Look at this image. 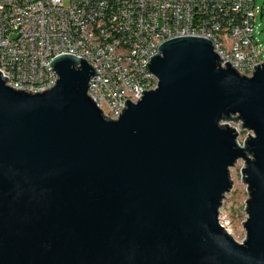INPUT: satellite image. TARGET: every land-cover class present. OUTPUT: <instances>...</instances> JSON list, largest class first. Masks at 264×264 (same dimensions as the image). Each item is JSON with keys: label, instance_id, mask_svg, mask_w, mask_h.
<instances>
[{"label": "water", "instance_id": "1", "mask_svg": "<svg viewBox=\"0 0 264 264\" xmlns=\"http://www.w3.org/2000/svg\"><path fill=\"white\" fill-rule=\"evenodd\" d=\"M157 52L116 120L81 57L52 58L40 93L0 71V264H264V63L241 75L194 36ZM239 159L242 243L218 219Z\"/></svg>", "mask_w": 264, "mask_h": 264}, {"label": "built area", "instance_id": "2", "mask_svg": "<svg viewBox=\"0 0 264 264\" xmlns=\"http://www.w3.org/2000/svg\"><path fill=\"white\" fill-rule=\"evenodd\" d=\"M264 1V0H263ZM257 0H0V71L6 85L39 93L50 86L49 62L59 51L89 56L95 70L88 95L97 97L105 117L116 120L124 101L136 102L138 89L152 78L146 60L173 38L194 36L212 43L236 71L251 76L264 63L257 35ZM129 42L141 60L133 69L120 43ZM106 52L115 61H106ZM238 125L234 127L239 131Z\"/></svg>", "mask_w": 264, "mask_h": 264}, {"label": "rangeland", "instance_id": "3", "mask_svg": "<svg viewBox=\"0 0 264 264\" xmlns=\"http://www.w3.org/2000/svg\"><path fill=\"white\" fill-rule=\"evenodd\" d=\"M257 6L264 9V1L257 0ZM255 25L258 26L257 35L258 40L264 44V11L255 14ZM264 57V52H263ZM248 132L241 131L238 137V142L242 146L243 141L247 138ZM244 167V161L239 159L235 165L230 168V179L233 182L231 190L225 194L222 205L219 209V223L232 236V238L242 243L246 239L245 229L242 227V222L247 218L246 214V200H248V193L245 183H242L241 169Z\"/></svg>", "mask_w": 264, "mask_h": 264}, {"label": "bare ground", "instance_id": "4", "mask_svg": "<svg viewBox=\"0 0 264 264\" xmlns=\"http://www.w3.org/2000/svg\"><path fill=\"white\" fill-rule=\"evenodd\" d=\"M120 50L122 52V56L125 61H127L128 64H131L133 69H141V60L140 57H137V53L134 52L133 46L129 42H122L120 43ZM68 53L72 54L78 57H81L83 60H85L88 64L92 66V61L89 59V56H80L79 53H76L74 51H59L58 53H55L52 58L59 54ZM218 57L221 60V53H216ZM152 55H150L151 57ZM51 58V59H52ZM106 61H115V53L113 52H106ZM150 59H147L146 62L150 64ZM241 75H244V71H237ZM146 73L149 75V78H152V84H150V90H154L157 87L158 79L148 70L146 66ZM52 77H57L55 72L52 71ZM55 79H50V86L54 85ZM89 85H91V79L89 81ZM46 89H49V87H40L39 93L42 91H45ZM147 92L148 88H141L138 89V93L136 95V102L140 100V97L142 96V91ZM92 97L93 101L95 102L96 106L99 108V101H97V97H94L93 95H88Z\"/></svg>", "mask_w": 264, "mask_h": 264}]
</instances>
